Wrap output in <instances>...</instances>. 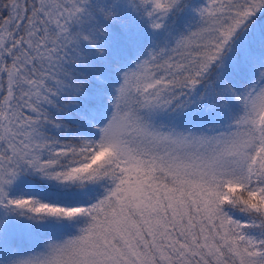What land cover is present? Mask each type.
Here are the masks:
<instances>
[{"label":"snow or ice","instance_id":"obj_1","mask_svg":"<svg viewBox=\"0 0 264 264\" xmlns=\"http://www.w3.org/2000/svg\"><path fill=\"white\" fill-rule=\"evenodd\" d=\"M0 264H264V0H0Z\"/></svg>","mask_w":264,"mask_h":264}]
</instances>
